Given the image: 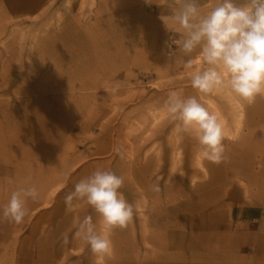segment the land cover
I'll use <instances>...</instances> for the list:
<instances>
[{"label": "rangeland", "instance_id": "rangeland-1", "mask_svg": "<svg viewBox=\"0 0 264 264\" xmlns=\"http://www.w3.org/2000/svg\"><path fill=\"white\" fill-rule=\"evenodd\" d=\"M217 2L201 0L203 11ZM174 3L0 0V207L29 176L41 192L22 224L0 220V264H187L225 231L264 255V95L249 103L226 87H192L206 65L194 52L183 68L179 33L162 20ZM172 91L218 116L219 164L170 119ZM97 168L124 178L134 206L108 257L74 235L84 216L99 230V214L64 201Z\"/></svg>", "mask_w": 264, "mask_h": 264}, {"label": "clouds", "instance_id": "clouds-1", "mask_svg": "<svg viewBox=\"0 0 264 264\" xmlns=\"http://www.w3.org/2000/svg\"><path fill=\"white\" fill-rule=\"evenodd\" d=\"M162 20L175 25L174 31L179 33L180 38L172 43L189 57L183 61V68H193L194 52L206 65L191 74V85L198 93L209 94L226 87L249 103L264 95V0H218L206 12L201 0H175L172 14ZM173 52L169 53L171 58ZM164 108L172 121L179 122L182 131L194 136L202 158L216 164L223 160V125L197 97L182 98L172 91ZM115 151L120 154L118 147ZM123 185L122 176L97 168L77 182L64 198L69 210L73 201L78 200L99 214V230L91 216L74 221L75 238L96 256L111 255L112 232L125 228L133 219L134 206L119 191ZM40 198V189L30 176L25 178L0 207V220L22 224L31 213L29 201L37 202Z\"/></svg>", "mask_w": 264, "mask_h": 264}, {"label": "crops", "instance_id": "crops-1", "mask_svg": "<svg viewBox=\"0 0 264 264\" xmlns=\"http://www.w3.org/2000/svg\"><path fill=\"white\" fill-rule=\"evenodd\" d=\"M31 10L28 6V12ZM218 233V241L212 238L208 243L202 242V249L198 248L196 252L187 254V264H264V255L260 254L259 248H254L251 244H248L249 247L238 245L236 239L240 232Z\"/></svg>", "mask_w": 264, "mask_h": 264}]
</instances>
